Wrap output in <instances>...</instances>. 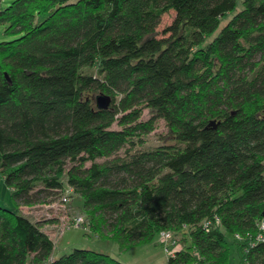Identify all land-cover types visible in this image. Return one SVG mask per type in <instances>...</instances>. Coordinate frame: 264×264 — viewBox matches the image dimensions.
I'll list each match as a JSON object with an SVG mask.
<instances>
[{"label": "trees", "instance_id": "16d2710c", "mask_svg": "<svg viewBox=\"0 0 264 264\" xmlns=\"http://www.w3.org/2000/svg\"><path fill=\"white\" fill-rule=\"evenodd\" d=\"M1 23L0 264H125L52 257L20 210L74 194L80 227L121 251L169 230L167 264H230L231 244L264 264V0H11Z\"/></svg>", "mask_w": 264, "mask_h": 264}, {"label": "rangeland", "instance_id": "374dc122", "mask_svg": "<svg viewBox=\"0 0 264 264\" xmlns=\"http://www.w3.org/2000/svg\"><path fill=\"white\" fill-rule=\"evenodd\" d=\"M11 1L2 3V7H6ZM237 9H240V5ZM234 12L226 15L221 20L219 27L216 31L223 26L226 21L232 17ZM174 11L164 13L161 16V21L157 27L158 31H161L164 27L170 25ZM5 26L0 24V41L4 39H11L12 36H8L4 33ZM208 37L207 39H209ZM98 94V93H97ZM143 112L141 119H147L150 116V112L147 108H142ZM114 127H116L114 125ZM166 133L165 122L158 119L155 123V128L145 136V146L153 147L162 141L161 137ZM88 164V162L86 163ZM0 206L6 208H14L12 197L10 195V188L3 182V178L0 175ZM82 197L79 194H74L70 197L69 201L65 205L59 204L58 199L49 203L32 204L31 206L21 205L20 210L23 214L27 215L31 219L39 222L42 228L46 230L49 236L54 239V248L52 257L56 258L63 254H67L74 248H92L98 251H104L111 257L117 258L125 264H167L168 254L164 245L158 242V238L146 242L145 244H136L130 246L127 249L121 251L113 239L98 237L94 232L87 231L84 227H68L62 230V226L66 225L71 219L82 212ZM52 216V217H51ZM54 218V219H53ZM52 220V221H50ZM187 238V243H188ZM172 249V248H170ZM169 249V251H170ZM230 264H236L239 260V254L235 251L234 246H229Z\"/></svg>", "mask_w": 264, "mask_h": 264}, {"label": "built area", "instance_id": "2783aa9c", "mask_svg": "<svg viewBox=\"0 0 264 264\" xmlns=\"http://www.w3.org/2000/svg\"><path fill=\"white\" fill-rule=\"evenodd\" d=\"M82 222H83V217L81 215H77V217L73 218L71 224L77 228V227L81 226ZM66 226H68V224L65 226L63 225L61 229L62 230L66 229ZM261 227H264V222L261 223ZM158 234H159L158 235V242L165 246L167 252H171L172 250L170 248H171V246H173V243H174L173 234L169 230L168 231H164V230L159 231ZM258 238L264 241V236L262 234H259ZM169 249H170V251H169Z\"/></svg>", "mask_w": 264, "mask_h": 264}, {"label": "water", "instance_id": "95a60500", "mask_svg": "<svg viewBox=\"0 0 264 264\" xmlns=\"http://www.w3.org/2000/svg\"><path fill=\"white\" fill-rule=\"evenodd\" d=\"M95 101L99 108H106L110 103V97L107 94L105 95L99 94L96 96Z\"/></svg>", "mask_w": 264, "mask_h": 264}, {"label": "crops", "instance_id": "0c3cea01", "mask_svg": "<svg viewBox=\"0 0 264 264\" xmlns=\"http://www.w3.org/2000/svg\"><path fill=\"white\" fill-rule=\"evenodd\" d=\"M9 1H11V0H0V7H2V3H7V2H9Z\"/></svg>", "mask_w": 264, "mask_h": 264}]
</instances>
